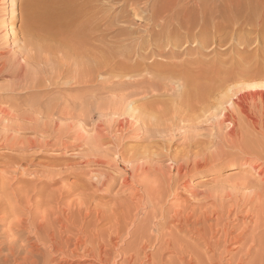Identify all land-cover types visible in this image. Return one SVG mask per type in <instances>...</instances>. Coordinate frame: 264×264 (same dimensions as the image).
Segmentation results:
<instances>
[{
    "label": "rangeland",
    "instance_id": "1",
    "mask_svg": "<svg viewBox=\"0 0 264 264\" xmlns=\"http://www.w3.org/2000/svg\"><path fill=\"white\" fill-rule=\"evenodd\" d=\"M181 1L183 2V0L179 1L181 5L185 3V2L182 3ZM212 1L213 0L207 1L209 2L207 3L208 7L209 4L210 7H212L211 4ZM230 1L231 0H227V2L225 3L228 5V7L225 6L227 8L232 7L234 5L232 8H229L231 9L229 10V12L233 10L235 11V8L237 7L240 8L239 10L241 13L238 14L239 11L238 9H236L238 12L236 11L233 12L234 14L237 13L238 15L236 16L234 15L235 16L234 17L227 11L228 10L227 8L223 7L224 10H222L223 11L222 17H225L223 19L225 22H223L222 17L217 16L218 14L220 15V13L217 14L215 13L214 15L216 16L213 18L212 21L209 22V24L210 25L212 24L213 26L209 25L208 27L209 31H207L206 35L204 36L198 35L197 37L195 38L193 37V39L191 38L188 41H185L187 39V34L184 33L185 31L183 30L181 36V39L183 40L181 43V47L178 49L179 56L173 58L174 60L166 59L162 56H154V57L147 56L141 58V61L146 64L151 63L153 60H157L159 63L173 62V61L183 62L188 64L189 66L191 65L192 68L193 66H195L193 68L195 71L196 70L198 71V69L200 71L201 70L208 71V74H210L208 77H211V80L210 78H208L209 81L208 80L206 81L204 80V81L208 82V84L210 83V85H212L214 88L216 86L215 89L214 88L212 89L213 91L209 96L210 99L202 95L201 96H199L198 94L195 95L194 93L193 97L188 98V100H185L183 98L186 89L185 86L186 82L184 81V79L181 81L180 80L171 81V83L172 82L174 83V84L172 83L174 86L171 85L169 81L168 83L169 87L166 86L167 90L164 89L165 88L164 87L163 88L164 91H161L159 93L151 92L152 94H147L144 92V91H150L148 90L150 87H148L147 82H145L142 85L131 84L128 82L129 79L124 77L121 73H117V74L104 73V72L101 73L94 87H91V85L88 83L87 85L82 83L81 84L65 83L64 85L63 81H61L63 84L60 82L61 84L60 83L55 84L57 85L55 86L53 85L54 83L46 81L45 82L46 85L44 84L46 87L44 85H41L39 86V88L36 86L34 88V86H32V83L35 82L34 81L35 79L32 77L28 79V83L24 85L25 87L21 86V84H19L20 86L19 85L17 86L16 82L19 81H17L16 77L13 76L14 73L12 74L11 70L8 69L10 68L8 63L9 61L11 62L13 58L12 55L15 56V53L20 49L19 43L14 41V39L16 40L17 38L20 37V33L17 32L13 34L8 32V27L6 26L7 24L4 23V19L5 17H7L6 20L7 19L8 21L11 20L10 15H6L10 10L8 4L10 3V0H0V115H1L0 116V207H5L7 205V207L10 208V206L14 204L13 202H16L14 205H16L17 207L19 205L22 206V207L19 206L18 208L20 209V211L19 210L17 211L18 216H21V214L23 213L24 217L23 216L21 217L25 218V216L27 217L28 215H30L29 212H32L35 215L33 219L35 220L39 219L38 221L42 220L44 213H47L46 211L49 210V212L46 214L47 216H50L51 218L53 217L55 218L56 216H58L55 219L56 220L55 223L57 222V220L59 222L55 224L56 225L55 229L57 228L56 229L57 232H59L60 234L62 230L63 231L64 229L65 231L68 230L67 233L63 232L62 235L60 234L61 236L59 235L61 239L63 238L65 239V237L68 238L69 237L68 234H70V237L71 235L76 234L74 238L73 237L71 238L73 239L79 238L78 237L79 235L83 238V240H87L86 243H88L87 244L88 246H91V244L96 246L95 244L96 243L99 244L101 241H102L101 245L103 247V250L104 248H107L109 246L108 247L109 251L111 250L112 253L111 252L109 253L108 248L107 250L105 249V251L109 253L108 257H110V262L104 264H129V262L126 260L130 257V255L132 256V254L134 255L129 259L133 260L135 263L133 262L131 264H137V263L141 264L142 261L143 264L146 263L151 264L152 261H154L151 260L152 258L156 260L154 264L156 263L178 264V261L179 264H202V263L203 264H218V263L219 264L220 263L221 264H230V263L231 264H264L263 261L264 260V250H263L264 249V240H263L264 216L262 219H258V216H260L264 212V184H263L264 159L261 158V156L259 158L258 157L255 158L252 155L248 156V154L243 153V148H242L243 142H242L241 128H240L241 127L240 115L238 113V106H237L238 100L236 98L237 95L233 94L234 93L233 92L234 90H232L233 87H231L232 85L235 84L237 85V83L239 82L241 84L242 80L239 78V76L241 75L240 73L242 72L243 69L242 67H244L242 65L245 61L244 59L246 60L248 59L250 62H253L254 60L258 61V59L262 61L260 55H256L254 53L255 51L258 50V52L263 54L264 51V33L260 34L258 32L259 26L261 29L264 28L263 24L261 23L263 21L259 20V18H262L264 16L263 15L264 0H245V2L247 3L245 4L244 2L243 5L241 6H239L238 3L234 0H232L233 2ZM179 3L178 6L180 5ZM216 4L217 2L213 4V8L215 7L214 10L217 9V6H215ZM23 6L26 7L27 5H23ZM182 7L184 6L182 5ZM182 7L179 10H178L179 7H177L176 8L177 12L184 9L181 12H179V15L180 14L182 15L183 13V15H185L186 17L187 16L186 14L188 13L185 12V9L187 10L188 7H186V5H185L186 8L185 7L182 8ZM241 7H243L242 9L243 11L241 10ZM245 7H247L250 14H247L249 12ZM252 9L255 11H253ZM244 11H245L244 13L245 15H242ZM225 12L228 13L226 16H225L226 14ZM118 13H119L118 10L112 11V16H115ZM240 14L241 16H239ZM228 15H231L229 16L230 18H228ZM237 16L239 17V20L238 23L236 22L235 24V22L233 21H236L238 19ZM216 17L217 19L219 18L218 21L221 20L224 23V25L222 24L221 21H220L221 23L219 22L218 24L217 19H215ZM231 17H233L232 20ZM134 19H135V24L131 25L134 26L133 29L134 30L136 29L137 31L143 30L144 27L143 25L147 21L144 20V18L141 17L139 18L137 16H134ZM214 19L216 20V22ZM227 19L229 21L231 20L232 22L231 21L227 22ZM213 21L215 22V24L217 23V25H215ZM19 24L20 22L17 21V24L15 25L18 26ZM196 28L195 30H199L198 27ZM133 34L139 36V34L140 35L142 34V31L141 33L134 31L131 36L135 37V35ZM16 35L19 37L15 38ZM203 37H207L209 39V44L201 47L199 44V40L200 38ZM246 39H250V40L248 43H245L244 45L243 40ZM247 51L251 53L248 55ZM4 62L6 65L4 64ZM259 63L262 64L261 62ZM42 65L43 64H41L40 62L33 61L30 62L29 69L33 70V68L36 67L35 68L36 70L33 71L34 75L42 76L43 71L41 70L42 69L46 70V68L43 67ZM231 66H233V68H231ZM37 72L42 75H39ZM227 73L229 74V76ZM148 74L145 75V78L147 80L150 79L151 77L150 74L149 75ZM112 75H116V77L114 76L112 77ZM101 77H103L104 79H102ZM232 77H236V78L238 77V79ZM231 78L232 80L235 79L233 80V84H232V80L230 81L224 80ZM125 79L128 80L125 81ZM31 80H33V82H31ZM212 80L214 84H212ZM215 83L219 85L217 86ZM222 83L223 85H221ZM229 87L231 88V90L228 91L230 92V95L227 92V90L230 89ZM138 88L140 89L138 90ZM225 92H227L228 94ZM223 93L225 94V96ZM125 94L127 97H125ZM124 97L126 100H123ZM113 98L114 100L112 101ZM53 99L54 101L55 100L56 101L54 102ZM216 99L217 100L219 99L218 102ZM86 100H87V104L84 103L86 102ZM105 101L107 102V104L105 103ZM151 101L152 102L160 101V108H156L158 109L156 110V114H151L155 117H152L150 115L151 110L147 111L144 108L145 107L144 105ZM211 101H214L212 102L213 104L211 103ZM38 102H40L41 104ZM46 102H48L49 104L51 103L52 105L55 103L56 105L51 106V108L53 107V109L49 108L50 109L49 111L48 107L51 104L48 105L46 104ZM121 102L124 103L122 104ZM113 103H115L114 106ZM125 103L127 105H125ZM98 104H101L99 105L100 107L98 106ZM41 105L42 106L45 105V107L42 108ZM87 106L90 107L87 108ZM131 106L133 107V110L129 112ZM37 108L38 110L42 109L41 110L42 112L38 111ZM46 108L47 110H45ZM209 108L211 109L208 110ZM102 109L103 111H101ZM136 109L139 112L142 111V115H144L143 113L145 114L148 113L149 116L148 114H146L145 118L144 116L141 117L140 115L141 112L140 113L136 112ZM84 110L85 111L88 110L89 111V112L87 111L88 114ZM107 110L109 112H107ZM218 110L221 111L219 112ZM3 111H5V114ZM61 112L63 113V115L61 114ZM49 113H51V115ZM78 113L82 116L79 117ZM126 113L128 114V116L124 115ZM23 114L25 117L23 116ZM65 115L67 116L69 115V117L73 116V118L71 117L69 118ZM132 115L134 116V118ZM113 116L117 119H115ZM121 116H124V118ZM137 116L139 120L137 119ZM82 117L84 119H82ZM125 117L127 118V120H125L126 119ZM152 118L154 119L157 118V119L153 120ZM86 119L88 120L87 122ZM17 120H19V122ZM53 120H55L56 122ZM11 121L14 123H12ZM138 121H142V122H138ZM16 123L18 124V126ZM21 123L23 124L25 123L24 125L27 126L24 125L22 126ZM81 123L83 126H81ZM4 126L7 128H5ZM151 133L154 135L150 136L152 135ZM159 133L161 134L159 135ZM157 134L160 137L159 136L157 137ZM144 135L150 137L145 138ZM96 137L99 139V141L98 139H96ZM147 147L149 148V150ZM111 148H113L114 150ZM145 150L147 151V154ZM152 150H154L155 152H152ZM92 153L94 157L92 156ZM111 153L113 155H111ZM151 156L153 157L151 158ZM234 157L236 159H234ZM249 157L252 159V161ZM153 158L156 159L154 160ZM195 164L198 166H195ZM181 167L183 168L181 169ZM242 181L244 184L241 183ZM32 187L34 188L32 189ZM57 188L58 190H56ZM59 192H61L62 194ZM153 192H156L157 194L161 192L162 195H161V200L159 202L156 201L152 203L151 199H149L150 194ZM100 194L101 196H99ZM9 199L11 201H9ZM135 199L137 200V202L138 200L140 202L138 204V207L136 206ZM156 203L158 204V207L156 206L157 205ZM160 203H161V207L159 206ZM80 206H81V213L83 212L81 214L82 219L81 218H79V220L77 219L76 220L77 223L76 222L72 223L71 221L70 223L68 222L70 224V226H68L70 228V232L68 227L67 228L64 227L60 230L58 226L61 227L62 225L61 223L67 220L66 219L68 217L66 216L67 211H68L67 215H70L71 217L73 213L77 211V209ZM128 206H133L131 211L132 214L131 212L128 213L132 215V216L129 215L128 217L129 219L132 218L133 222L124 219L125 220L124 223L126 221L127 223L123 224L121 222L123 221V215L120 216V214L126 213L128 211ZM7 207L4 208L6 211L7 209H9ZM30 207L32 208L33 211L31 210ZM52 207L54 209H57L56 211L54 210V212L56 213H53V210H51ZM258 207L259 208L262 207V208L259 209ZM4 209L2 208V210ZM27 209L28 211H26ZM72 209H74V211H71ZM133 209L136 211H133ZM213 209H214V214H213ZM152 210L157 211L156 214L155 212L152 214L153 212ZM178 210L181 212L180 214L182 215V217L185 216L183 218H186V215H188L187 218H190L191 221L188 222L183 221L182 223L183 225H181V223L177 220L175 214L176 211ZM63 211H65V213ZM161 211H162V215H160L161 213L159 214V212ZM26 212L28 213V215L26 214ZM87 213L89 214V216H85L88 215ZM116 213L117 214L119 213L118 214L119 216ZM153 215L155 216L153 217ZM208 215L210 217L213 215V217H211L206 221L205 216ZM146 216H149V218H147ZM220 216L221 218H219ZM13 217L15 216H11L8 219V221H10L11 218ZM83 217L85 218L88 217L86 219V222L84 221L85 219ZM198 217L201 218V222L197 221ZM144 219H146L147 222ZM61 220H63V222ZM94 222H96V224ZM104 223H106L107 225ZM111 223H113L114 225L120 223L119 225H117V227H120V225L122 224L120 227L121 229L123 226L125 225L127 226L123 227L124 230L120 229L123 233L120 232L121 235L119 234L118 236V234L115 233L116 229L114 225H112ZM75 224H78V226L80 225V228L83 229L82 231L85 234ZM83 224L84 227H82ZM143 225L146 227H144ZM4 227H6V225H0V231H2ZM71 227L73 228L71 229ZM92 227L93 228L95 227L94 228L95 231H93ZM98 227L99 228L103 227V228H101L100 230ZM112 227L114 228L112 229ZM149 227L150 229L148 230ZM89 230L93 231V233L95 232L94 233L95 235H93L92 232L87 233L89 232ZM28 232L26 231V235L28 234ZM54 232L56 231L54 230ZM73 232L76 233L73 234ZM78 232H80L81 234ZM97 232L99 233L102 232L103 236L105 235L106 238L110 237L115 239L110 240L108 238L104 242L105 237L104 238L100 237L98 240V238L94 237L96 236ZM90 234H92L93 236L92 235L89 236ZM167 234L169 235L166 236ZM29 235H31V237L33 236L32 238L35 239L34 233H31ZM55 235H56L55 241L59 242L61 239L58 240L59 237L57 233ZM113 235L115 237H113ZM142 235L143 237H141ZM90 237H92L91 239H93L92 240L93 242L95 241L94 242L95 244L92 241H91L92 243L89 241ZM140 237L143 239H141ZM123 239H125L126 241ZM137 240H138L137 246L140 245L139 247H141L140 253H136L137 251H140L138 249L139 247H134L136 246L135 242H137ZM215 241L219 243L216 244L217 242L215 243ZM109 243L110 244L112 243L111 244L112 246L109 245ZM254 243L255 245H253ZM38 244L40 247L44 248L45 250L46 249L51 250L50 244H45V243L43 244L42 242H39ZM133 247L135 248V250L137 248V250L135 251ZM136 254H139V259H138L139 262L136 259L137 257L135 258ZM53 255L54 254L50 255L49 257H54L55 259L56 256H60L59 258H56L58 260V261L56 260L57 264L58 262L61 263L62 261H64L62 262L63 264H68V263L93 264L97 262L95 259L92 258V256L89 257L85 256L84 258L83 257H72L67 259L64 258L65 260L64 259L62 260L61 255L58 254L57 255L55 254L54 256ZM173 256L175 258H172ZM133 257L135 258V260ZM211 257H213L212 260H210ZM180 258H183L185 261H181L182 259ZM205 258H207V260L210 261L207 263L203 262V261H207L205 260ZM59 259L61 262L59 261ZM114 259L116 260V263ZM56 261L53 260L52 264H54V262L56 263ZM189 261L192 263H190ZM96 264L99 263L97 262Z\"/></svg>",
    "mask_w": 264,
    "mask_h": 264
},
{
    "label": "bare ground",
    "instance_id": "2",
    "mask_svg": "<svg viewBox=\"0 0 264 264\" xmlns=\"http://www.w3.org/2000/svg\"><path fill=\"white\" fill-rule=\"evenodd\" d=\"M180 0H10L9 7L10 10L8 11V13L6 15H10V18L8 21V19L6 20L7 17H5L4 19V23L7 24L6 26L8 27V32L9 33H20V37L16 35L15 38H17L16 40L14 39L15 42L19 43V47L20 49L15 53V56H13L11 62L9 61V67L8 69L11 70L12 74L14 73V77H16L17 81L16 82L17 86L19 84H21V86H24L28 83V79L29 78H34L33 80L35 82H33V80H31L32 86H35L39 88V86L44 85L45 82H51L55 84H59L61 81H63L64 85L65 83H79V84H90L91 87L95 86V83L97 82V79L99 77V75L101 73H121L124 77L128 78V82L134 85H139V84H144L145 82L148 83V87H150L148 90L150 91H144L147 94H152L151 92H155V93H159L161 91H164V89H166V86H168V83L170 81H177V80H183L186 82V89H185V95H184V99L188 100V98H191L195 95L198 94L199 96H204L207 97L208 99L210 94L212 93V89L214 88L212 85H210V83L208 84V82H205L206 80H208V77L210 74H208V71H200L198 69V71L194 70L193 68L195 66H193V68L191 67V65L189 66L186 63L183 62H174L173 58L179 56V48L181 47V43L182 40L181 36H182V31L184 30L187 34V39L185 41H188L189 39H193V37H197L198 35L200 36H204L206 35L209 27V22L213 20V18L216 16L214 15L215 13H220V15L218 14V17H222L223 16V7L227 8L228 5L225 4L227 2V0H213L212 1V7L207 6V3L211 2H207L208 0H183L182 1V5L185 7H188V11L185 9V12H187L188 14H186L187 16L185 17V15L180 14L179 12H181L182 10H180L179 12H177V7L178 10L182 7V5L179 3ZM238 3L239 6L243 5V3L245 2V0H234ZM79 2V3H78ZM82 2V3H81ZM217 2V4L215 6H217V9L214 10L213 8V4H215ZM230 2H233L232 0ZM178 3L180 4L178 6ZM247 2H245L246 4ZM78 4V5H77ZM229 4V3H228ZM232 4V3H231ZM244 4V5H245ZM23 5H27L26 7H24ZM233 5V4H232ZM230 5V6H232ZM7 6V5H6ZM181 6V7H180ZM227 6V7H225ZM234 6V5H233ZM232 6V7H233ZM236 6V4H235ZM8 7V8H9ZM182 7V8H184ZM185 7V8H186ZM229 7V8H232ZM244 7V6H243ZM243 7H241V10L243 9ZM227 8L228 12L229 9ZM247 9V7H245ZM244 8V9H245ZM251 8V7H250ZM238 9V11L236 10ZM240 8H235V11L239 13ZM245 9V10H246ZM119 11L118 14H116L115 16H112V11ZM248 10V9H247ZM253 10V9H252ZM251 10V11H252ZM218 11V12H217ZM234 11V10H233ZM231 11L229 12L231 15H238L237 13L234 14V12ZM243 11V10H242ZM255 11V10H253ZM249 12V10H248ZM226 13V12H225ZM245 11L243 12L242 15L244 14ZM247 13V12H246ZM228 13L225 14V16ZM247 14H250L247 13ZM5 15V16H6ZM228 15V18H230ZM264 15V14H263ZM262 15V16H263ZM134 16L137 17H141L144 18V20H146L147 22H145V24L143 25V30L142 34L139 36L135 35V37L131 36L132 33L134 31L141 33V31H137L136 29L134 30L133 27L131 26L133 24H135V19ZM234 16V17H235ZM241 16V14L239 15ZM112 17V18H111ZM238 17V16H237ZM236 17V19H237ZM260 17V16H259ZM264 17V16H263ZM262 17V18H263ZM225 17H222V20ZM233 17H231L232 20ZM259 18V20L263 21L261 22L263 24L264 27V18ZM217 19V17L215 18ZM214 19V20H215ZM219 19V18H218ZM217 19V21H218ZM230 20V21H231ZM235 20V19H234ZM239 17L236 21H233L238 23ZM17 21L20 22V24L18 26H16L15 24H17ZM221 21V20H220ZM218 21L217 23L219 24ZM227 19V22H230ZM143 22V21H142ZM216 22V20H215ZM215 22L213 21V23L215 24ZM222 22V21H221ZM220 22V23H221ZM223 22H225L223 20ZM222 22V24L224 25V23ZM232 22V21H231ZM144 23V22H143ZM142 23V24H143ZM217 23L215 25H217ZM221 24V25H222ZM253 24V23H252ZM141 25V24H140ZM200 25V28H199ZM212 25V24H211ZM210 25V26H211ZM222 25V26H223ZM254 25V24H253ZM257 25V24H256ZM255 25V26H256ZM260 25V24H259ZM139 26V25H137ZM213 26V25H212ZM229 26V25H228ZM198 27L199 30H195V28ZM219 27V26H218ZM262 27V26H261ZM140 28V27H139ZM138 28V29H139ZM224 28V27H222ZM259 28V33L262 34L264 33V28L261 29L260 26ZM257 28V29H258ZM197 29V28H196ZM256 29V28H255ZM261 29V30H260ZM138 34V33H137ZM257 34V33H255ZM253 35V34H252ZM186 36V35H185ZM262 36V35H261ZM256 37V36H255ZM244 38V37H243ZM250 39H246L243 40L244 45L245 43H248ZM253 43V42H252ZM257 43V42H256ZM188 44V43H187ZM186 44V45H187ZM199 44L200 46H206L209 44V39L207 37H203L200 38L199 40ZM195 45V44H194ZM243 45V46H244ZM199 46V45H198ZM246 47V46H245ZM242 48V47H241ZM240 51V50H239ZM248 52V51H247ZM254 52V51H253ZM251 52H248V55ZM256 55H260V57L262 58V61L260 59L257 60H252L253 62H250L248 59H244V63L242 64L244 67H242V72L240 73L241 75L239 76V78L242 80L241 84L240 82L237 83V85H232L233 84V79L232 78H236V77H232L231 79H224L226 80H232V90H234L233 94H236V98L238 100L237 102V106H238V113L240 115V125H241V136H242V148H243V153L244 154H248L254 156L255 158H259L261 156V158L264 159V51L263 54L255 51ZM11 56V57H12ZM154 57V56H162L166 59H173V62H161L159 63L157 60H153L151 63H143L141 61L142 57ZM246 58V57H245ZM254 58V56H253ZM9 59V58H8ZM250 59V58H249ZM251 60V59H250ZM7 61V60H6ZM40 62L41 64H43L42 66L46 68V70L42 69L41 71L42 74H38L42 75V76H36L34 75V72L36 69L33 68L29 69V64L30 62ZM166 61V60H165ZM179 61V60H178ZM259 62H261L262 64H260ZM5 64V62H4ZM6 65V64H5ZM214 65V64H213ZM212 65V66H213ZM199 66V65H198ZM5 67V66H4ZM42 67V68H43ZM203 67V66H202ZM210 67V66H209ZM31 68V67H30ZM197 68V67H196ZM200 68V67H199ZM214 68V67H213ZM212 68V69H213ZM224 68V67H223ZM231 68H233V66H231ZM39 70V69H38ZM210 70V69H209ZM32 71V73H31ZM39 71V72H41ZM46 71V72H45ZM213 71V70H211ZM217 71V70H216ZM220 71V70H219ZM232 71V70H231ZM230 71V72H231ZM229 72V71H228ZM36 73V72H35ZM150 74V79H146L145 75L146 74ZM148 74V75H149ZM221 74V73H220ZM228 74V73H227ZM232 75V74H231ZM230 75V76H231ZM116 77V75H112V77ZM222 76V75H221ZM226 76V75H225ZM229 76V74H228ZM40 77V78H39ZM110 77V76H109ZM119 77V76H118ZM224 77V76H223ZM222 77V78H223ZM102 79H104L103 77H101ZM122 78V77H121ZM120 78V79H121ZM149 78V76H148ZM218 78V77H217ZM20 79V80H18ZM100 79V78H99ZM110 79V78H109ZM221 79V78H220ZM238 79V77L236 78ZM125 79V81H127ZM205 80V81H204ZM209 81V80H208ZM218 81V80H217ZM223 81V79H222ZM211 82V81H210ZM14 83V82H13ZM62 83V82H61ZM60 83V84H61ZM62 83V84H63ZM173 83V82H172ZM171 83V85H173ZM224 83V82H223ZM223 83L221 85H223ZM231 83V82H230ZM31 84V83H30ZM50 84V83H49ZM130 84V85H131ZM212 84L213 80H212ZM216 84V83H215ZM240 84V85H239ZM46 85V84H45ZM44 85V86H45ZM52 85V86H53ZM170 85V86H171ZM217 85V84H216ZM219 85V84H218ZM217 85V86H218ZM228 85V84H227ZM20 86V85H19ZM31 86V87H32ZM57 86V85H55ZM61 86V85H60ZM174 86V85H173ZM215 86V85H214ZM235 86V87H234ZM25 87V86H24ZM46 87V86H45ZM44 87V88H45ZM169 87V86H168ZM177 87V86H175ZM220 87V86H219ZM218 87V88H219ZM228 87V86H227ZM10 88V87H9ZM12 88V87H11ZM15 88V86H14ZM33 88V89H34ZM41 88V87H40ZM216 88V86H215ZM214 88V89H215ZM223 88V87H221ZM230 88V87H229ZM53 89V88H52ZM140 88H138L139 90ZM228 89V88H227ZM226 89V90H227ZM42 90V89H41ZM134 90V89H133ZM131 90V91H133ZM136 90V89H135ZM167 90V89H166ZM230 89L227 90L230 91ZM35 91V90H34ZM130 91V92H131ZM215 91V90H214ZM38 92V91H37ZM83 92V91H82ZM129 92V93H130ZM225 92V93H227ZM128 93V94H129ZM171 93V92H170ZM183 93V92H182ZM230 95V92H228ZM227 93V94H228ZM133 94V93H132ZM224 94V93H223ZM232 94V93H231ZM232 94V95H233ZM135 95V94H134ZM137 95V94H136ZM155 95V94H154ZM176 95V94H175ZM222 95V94H221ZM139 96V94H138ZM174 96V95H173ZM223 96V95H222ZM225 96V94H224ZM228 96V95H227ZM234 96V95H233ZM123 97V96H122ZM125 97L126 94H125ZM124 97L123 100H126ZM137 97V96H136ZM221 97V96H220ZM231 97V96H230ZM54 98V97H53ZM121 98V97H120ZM119 98V99H120ZM134 98V97H133ZM132 98V100H133ZM138 98V97H137ZM144 98V97H143ZM206 98V99H207ZM213 98V97H212ZM222 98V97H221ZM233 98V97H232ZM67 99V98H66ZM90 99V98H89ZM93 99V98H92ZM116 99V98H115ZM152 99V98H151ZM165 99V98H164ZM214 99V98H213ZM235 99V97H234ZM78 100V99H77ZM76 100V101H77ZM95 100V99H94ZM114 100V98L112 99V101ZM117 100V99H116ZM128 100V99H127ZM139 100V99H138ZM217 100V99H216ZM219 100V99H218ZM217 100V102H218ZM228 100V99H225ZM52 101V100H50ZM54 101V99H53ZM56 101V100H55ZM54 101V102H55ZM59 101V100H58ZM61 101V100H60ZM74 101V102H76ZM79 101V100H78ZM91 101V100H90ZM111 101V100H110ZM121 101V100H120ZM130 101V99H129ZM154 101V100H153ZM49 102V101H48ZM48 102H46V104L50 105ZM115 102V101H114ZM189 102V101H188ZM214 101H211V103ZM216 102V101H215ZM224 102V101H223ZM232 102V101H231ZM40 103V102H38ZM37 103V104H38ZM85 104H87V100L86 102H84ZM89 103V102H88ZM105 103L107 104V102L105 101ZM109 103V102H108ZM122 103V102H121ZM124 103V102H123ZM122 103V104H123ZM127 103V101H126ZM125 103V105H127ZM35 104V103H34ZM36 104V105H37ZM41 104V103H40ZM44 104V103H43ZM45 104V105H46ZM72 104V103H71ZM77 104V103H76ZM81 104V103H79ZM115 103H113L114 106ZM130 104V103H129ZM213 104V103H212ZM216 104V103H215ZM230 104V103H229ZM39 105V104H38ZM37 105V106H38ZM42 106L43 107H45ZM53 105H56L55 103ZM52 104L48 107L51 108V106H53ZM101 104H98V106ZM119 105V104H118ZM115 105V106H118ZM231 105V104H230ZM32 106V105H31ZM30 106V107H31ZM59 106V105H58ZM73 106V105H72ZM106 106V105H105ZM145 109L147 111L151 110V114H156V108H160V101H155V102H149L147 104L144 105ZM215 106V105H214ZM220 106V105H219ZM33 107V106H32ZM31 107V108H32ZM39 107V106H38ZM75 107V106H74ZM73 107V108H74ZM82 107V106H80ZM86 107V106H85ZM90 107V106H89ZM87 106V108H89ZM100 107V106H99ZM102 107V106H101ZM104 107V106H103ZM208 107V105H207ZM206 107V108H207ZM211 107V106H210ZM224 107V106H223ZM232 107V106H231ZM57 108V107H56ZM107 108V107H106ZM36 109V106H35ZM33 109V110H35ZM53 109V107L51 108ZM55 109V107H54ZM76 109V108H75ZM91 109V108H90ZM109 109V106H108ZM135 109V108H134ZM211 108H209L208 110H210ZM6 110V108H5ZM32 110V111H33ZM38 110V108H37ZM36 110V111H37ZM42 110V109H41ZM38 110V111H41ZM47 110V108L45 109ZM71 110V109H70ZM100 110V109H99ZM98 110V112H99ZM115 110V109H114ZM117 110V108H116ZM124 110V109H123ZM127 110V109H126ZM133 110V107L131 106V109L129 112H131ZM206 110V109H204ZM207 110V111H208ZM225 110V109H224ZM20 111V110H19ZM27 111V110H26ZM35 111V112H36ZM50 111V109H49ZM85 111V110H84ZM88 111V110H87ZM87 111H85L87 113ZM103 111V109L101 110ZM106 111V110H105ZM206 111V112H207ZM219 111V110H218ZM221 111V110H220ZM219 111V112H220ZM5 114V111H3ZM8 112V111H6ZM15 112V111H14ZM28 112V111H27ZM42 112V111H41ZM59 112V110H58ZM63 112V111H62ZM61 112V114L63 115V113ZM70 112V111H69ZM89 112V111H88ZM107 112H109L107 110ZM126 112V111H125ZM124 112V113H125ZM136 112L137 111L136 109ZM141 112V117L144 116V118L146 117L145 115L148 113H143L144 115H142V111ZM139 112V113H140ZM210 112V111H209ZM208 112V114H209ZM214 112V111H213ZM16 113V112H15ZM12 113V114H15ZM21 113V112H20ZM38 113V112H37ZM45 113V112H44ZM71 113V112H70ZM82 113V111H81ZM101 113V112H100ZM99 113V114H100ZM104 113V112H102ZM115 113V112H114ZM204 113V112H203ZM2 114V113H1ZM11 114V113H10ZM47 114V113H46ZM51 115V113H49ZM48 114V115H49ZM79 114V113H78ZM85 114V113H84ZM88 114V113H87ZM123 114V112H122ZM131 114V113H130ZM136 114V113H135ZM134 114V115H135ZM211 114V113H210ZM213 114V113H212ZM219 114V113H218ZM7 115V114H6ZM20 115V114H19ZM49 115V116H50ZM121 115V113H120ZM127 115L128 114H124ZM139 115V114H137ZM216 115V114H215ZM1 116V115H0ZM11 116V115H10ZM22 116V115H21ZM24 116V114H23ZM29 116V115H27ZM26 116V117H27ZM67 116V115H65ZM77 116V115H76ZM79 117L82 115H78ZM103 116V115H102ZM101 116V117H102ZM115 116V115H114ZM113 116V117H114ZM133 116V115H132ZM149 116V114H148ZM147 116V117H148ZM152 117H155L153 115H151ZM157 116V115H156ZM25 117V116H24ZM34 117V116H33ZM32 117V118H33ZM61 117V116H59ZM69 117V115L67 116ZM66 117V118H67ZM71 117V116H70ZM69 117V118H70ZM88 117V116H87ZM120 117V116H119ZM124 118V116H121ZM140 117V116H139ZM13 118V117H12ZM56 118V117H55ZM73 118V116L71 117ZM115 118V117H114ZM112 118V119H114ZM126 118V117H125ZM132 118V117H131ZM134 118V116H133ZM210 118V117H209ZM239 118V117H238ZM2 119V117H1ZM11 119V118H10ZM17 119V118H16ZM15 119V120H16ZM37 119V118H36ZM82 119H84L82 117ZM88 119V118H87ZM86 119V122L88 121ZM92 119V118H91ZM110 119V118H109ZM117 119V118H115ZM138 119V116H137ZM136 119V120H137ZM151 119V118H150ZM153 120L157 119V118H152ZM13 120V119H12ZM25 120V119H24ZM56 120V119H55ZM53 120V121H55ZM124 120V119H123ZM127 120V118L125 119ZM139 120V119H138ZM142 120V119H141ZM5 121V120H3ZM19 122V120H17ZM34 121V120H33ZM32 121V122H33ZM67 121V120H66ZM70 121V120H69ZM68 121V122H69ZM73 121V120H72ZM79 121V120H77ZM83 121V120H82ZM116 121V120H115ZM144 121V120H143ZM151 121V120H150ZM8 122V121H6ZM12 122V121H11ZM16 122V121H15ZM31 122V121H29ZM28 122V123H29ZM56 122V121H55ZM71 122V121H70ZM76 122V121H75ZM109 122V121H108ZM119 122V121H118ZM138 122H142V121H138ZM146 122V121H145ZM148 122V121H147ZM170 122V121H169ZM14 123V122H12ZM80 123V122H79ZM122 123V121H121ZM132 123V121H131ZM134 123V122H133ZM219 123V122H218ZM5 124V123H4ZM17 124V123H16ZM22 126L25 124L21 123ZM20 124V125H21ZM35 124V123H33ZM56 124V123H55ZM61 124V123H60ZM66 124V122H65ZM113 124V123H112ZM126 124V123H125ZM167 124V123H166ZM9 125V124H8ZM47 125V124H46ZM76 125V124H75ZM123 125V124H122ZM233 125V124H232ZM18 126V124H17ZM27 126V125H24ZM61 126V125H60ZM68 126V124H67ZM81 126L82 123H81ZM168 126V125H167ZM237 126V125H236ZM5 127V126H4ZM3 127V128H4ZM15 127V126H14ZM20 127V126H19ZM55 127V126H54ZM53 127V128H54ZM62 127V126H61ZM143 127V126H142ZM162 127V126H161ZM7 128V127H5ZM12 128V127H11ZM76 128V127H75ZM80 128V127H79ZM96 128V127H95ZM94 128V129H95ZM123 128V127H122ZM152 128V127H151ZM14 129V128H13ZM20 129V128H19ZM143 129V128H142ZM179 129V128H178ZM5 130V129H4ZM10 130V129H9ZM22 130V128H21ZM53 130V129H52ZM96 130V129H95ZM148 130V129H147ZM155 130V129H154ZM171 130V129H170ZM173 130V128H172ZM141 131V130H140ZM4 132V131H2ZM62 132V131H61ZM158 132V131H157ZM173 132V131H172ZM181 132V131H180ZM8 133V132H7ZM66 133V132H65ZM143 133V132H142ZM166 133V132H165ZM164 133V135H165ZM182 133V132H181ZM111 134V133H110ZM150 134V133H149ZM152 134V133H151ZM161 133H159L160 135ZM8 135V134H7ZM109 135V134H108ZM154 134L150 135L153 136ZM157 134V137L159 136ZM170 135V134H169ZM54 136V135H53ZM92 136V135H91ZM97 136V135H96ZM112 136V135H111ZM135 136V135H134ZM145 136V135H144ZM148 136V137H150ZM168 136V134H167ZM175 136V135H174ZM182 136V135H181ZM147 136H145L146 138ZM147 137V138H148ZM160 137V136H159ZM163 137V134H162ZM161 137V138H162ZM165 137V136H164ZM170 137V136H169ZM50 138V137H49ZM63 138V137H62ZM167 138V137H166ZM48 139V138H47ZM53 139V138H52ZM58 139V138H56ZM96 139H98L96 137ZM101 139V138H100ZM156 139V138H155ZM165 139V138H164ZM107 140V139H106ZM113 140V139H112ZM151 140V139H150ZM49 141V140H48ZM99 141V139H98ZM121 141V140H119ZM173 141V140H172ZM171 141V142H172ZM176 141V140H175ZM89 142V141H88ZM140 142V141H139ZM241 142V141H240ZM169 143V142H168ZM90 144V143H89ZM164 144V143H163ZM92 145V144H91ZM113 145V144H110ZM151 145V144H150ZM171 145V144H170ZM226 145V144H225ZM60 146V145H59ZM94 146V145H93ZM96 146V145H95ZM166 146V145H165ZM24 147V146H23ZM22 147V148H23ZM113 147V146H112ZM117 147V146H116ZM150 147V146H149ZM152 147V146H151ZM21 148V147H19ZM93 148V147H92ZM139 148V147H138ZM148 148V147H147ZM162 148V147H161ZM25 149V148H24ZM107 149V148H106ZM113 149V148H111ZM110 149V151H111ZM157 149V147H156ZM94 150V149H93ZM92 150V151H93ZM114 150V149H113ZM117 150V149H115ZM147 150V149H146ZM145 150L146 154L147 151ZM149 150V148H148ZM151 150V149H150ZM155 150V149H154ZM154 150H152V152H155ZM173 150V149H172ZM184 150V149H183ZM100 151V150H99ZM105 151V150H103ZM170 151V150H169ZM232 151V150H231ZM91 152V151H90ZM144 152V151H142ZM98 153V152H97ZM103 153V152H100ZM110 153V152H109ZM181 153V152H180ZM185 153V152H184ZM105 154V153H104ZM107 154V153H106ZM120 154V153H118ZM91 155V154H90ZM111 155H113L111 153ZM116 155V154H115ZM139 155V154H138ZM150 155V154H149ZM230 155V154H229ZM228 155V156H229ZM93 156V153H92ZM141 156V155H140ZM144 156V154H143ZM147 156V155H146ZM203 156V155H202ZM94 157V156H93ZM153 156H151L152 158ZM156 157V156H155ZM165 157V156H164ZM233 157V156H231ZM230 157V158H231ZM92 158V157H91ZM90 158V159H91ZM99 158V157H98ZM229 158V157H227ZM250 158V157H249ZM107 159V158H106ZM115 159V158H114ZM112 159V160H114ZM154 159V158H153ZM156 159V158H155ZM154 159V160H155ZM158 159V158H157ZM234 159H236L234 157ZM246 159V158H245ZM251 159V158H250ZM110 160V159H108ZM148 160V159H147ZM159 160V159H158ZM161 160V159H160ZM206 160V159H205ZM231 160V159H230ZM120 161V160H119ZM132 161V160H131ZM130 161V162H131ZM227 161V160H226ZM234 161V160H233ZM252 161V159H251ZM157 162V161H156ZM172 162V161H171ZM229 162V161H228ZM10 163V162H9ZM170 163V162H169ZM224 163V162H223ZM245 163V162H244ZM131 164V163H130ZM145 164V163H144ZM152 165V164H151ZM171 165V164H170ZM252 165V164H250ZM9 166V165H8ZM188 166V165H187ZM195 166H198L195 164ZM194 166V167H195ZM222 166V165H221ZM246 166V165H245ZM5 167V166H4ZM137 167V166H136ZM153 167V166H151ZM213 167V166H212ZM254 167V166H253ZM14 168V167H13ZM18 168V167H16ZM134 168V167H133ZM183 167H181L182 169ZM188 168V167H187ZM199 168V167H197ZM208 168V167H207ZM4 169V168H3ZM155 169V168H154ZM173 169V168H172ZM180 169V170H181ZM6 170V168H5ZM161 170V169H160ZM191 170V169H190ZM199 170V169H198ZM197 170V171H198ZM260 170V169H259ZM258 170V171H259ZM124 171V170H123ZM156 171V170H155ZM207 171V170H206ZM261 171V170H260ZM11 172V171H10ZM17 172V171H15ZM150 172V171H149ZM255 172V171H254ZM172 173V172H171ZM188 173V172H187ZM7 174V173H6ZM128 174V173H127ZM156 174V173H155ZM94 175V174H93ZM131 175V174H130ZM149 175V174H148ZM152 175V174H151ZM258 175V174H257ZM13 176V175H12ZM97 176V175H96ZM169 176V175H168ZM264 176V175H263ZM127 177V176H126ZM140 177V174H139ZM9 178V177H8ZM12 178V177H11ZM15 178V177H14ZM97 178V177H96ZM158 178V177H157ZM156 178V179H157ZM242 178V177H241ZM185 179V178H184ZM264 179V178H263ZM91 180V179H90ZM139 180V179H138ZM179 180V179H178ZM31 181V180H30ZM125 181V180H123ZM141 181V180H140ZM237 181V180H236ZM239 181V180H238ZM263 181V180H262ZM9 182V181H8ZM116 182V181H115ZM252 182V181H251ZM127 183V182H126ZM136 183V182H135ZM141 183V182H140ZM242 184L243 181L241 182ZM262 183V182H261ZM92 184V183H91ZM90 184V185H91ZM94 184V183H93ZM116 184V183H115ZM130 184V183H129ZM232 184V183H231ZM256 184V183H254ZM264 184V183H263ZM89 185V184H87ZM101 185V184H100ZM166 185V184H165ZM238 185V184H237ZM8 186V185H7ZM80 186V185H79ZM95 186V185H94ZM168 186V185H167ZM244 186V185H243ZM9 187V186H8ZM92 187V186H91ZM159 187V186H158ZM34 187H32L33 189ZM84 188V187H83ZM98 188V187H97ZM101 188V187H100ZM154 188V187H153ZM173 188V187H172ZM177 188V187H176ZM245 188V187H244ZM69 189V188H68ZM90 189V188H89ZM162 189V188H161ZM256 189V188H254ZM260 189V188H259ZM58 190V188L56 189ZM55 190V191H56ZM66 190V189H65ZM94 190V189H93ZM99 190V189H98ZM106 190V189H105ZM159 190V189H158ZM176 190V189H175ZM241 190V189H240ZM258 190V189H257ZM7 191V190H6ZM54 191V189H53ZM60 191V190H59ZM92 191V189H91ZM156 191V190H155ZM236 191V190H235ZM247 191V189H246ZM35 192V191H34ZM99 192V191H98ZM174 192V191H172ZM176 192V191H175ZM218 192V191H217ZM240 192V191H239ZM259 192V191H258ZM8 193V192H7ZM30 193V192H29ZM36 193V192H35ZM61 193V192H59ZM68 193V192H67ZM159 193V192H158ZM232 193V192H231ZM2 194V193H1ZM52 194V193H51ZM57 194V193H56ZM62 194V193H61ZM103 194V193H102ZM137 194V193H136ZM144 194V193H143ZM223 194V193H222ZM92 195V194H91ZM96 195V194H95ZM161 192L159 194H157L156 192H153L150 194V198L151 202H156V201H160L161 200ZM53 196V195H52ZM61 196V195H60ZM78 196V195H77ZM82 196V195H81ZM101 196V194L99 195ZM106 196V195H105ZM174 196V195H173ZM254 196V195H253ZM7 197V196H5ZM27 197V196H26ZM90 197V196H89ZM107 197V196H106ZM165 197V196H164ZM234 197V196H233ZM3 198V197H2ZM9 198V197H8ZM50 198V197H49ZM48 198V199H49ZM84 198V197H83ZM141 198V197H140ZM74 199V198H73ZM87 199V197H86ZM112 199V198H110ZM114 199V198H113ZM139 199V198H138ZM228 199V198H227ZM8 200V199H7ZM79 200V199H78ZM102 200V199H101ZM136 200V199H135ZM207 200V199H206ZM9 201H11L9 199ZM8 201V203H9ZM28 201V200H27ZM38 201V200H37ZM88 201V200H87ZM141 201V200H140ZM168 201V200H167ZM19 202V201H18ZM17 202V203H18ZM86 202V201H84ZM103 202V201H102ZM157 202V203H158ZM166 202V201H165ZM215 202V201H214ZM7 203V202H6ZM14 204L16 202H13ZM48 203V202H47ZM46 203V205H47ZM54 203V202H53ZM61 203V202H60ZM91 203V202H90ZM139 200L137 202L136 200V206L138 207L139 204ZM145 203V202H144ZM147 203V202H146ZM156 203V204H157ZM172 203V202H171ZM12 204V203H11ZM9 205V207H7V205L5 207L9 208L7 209V211L4 209L5 207H0V225H6V227H4L2 229V231H0V264H52L53 260L56 261V258H59L60 256H56L55 259L54 257H49L52 254H58L61 255V259L63 260L64 258H72V257H85V256H92L93 259H95L99 264H104V263H109L110 262V257L109 253L111 252V250L109 251V246L106 247L108 248L109 253H107L105 251V249L107 250V248H104L101 245L102 241L99 244H95L91 239L92 237H90L89 241L93 242L96 246L92 245L88 246L86 243L87 240H83V238L81 236L78 235L79 238L73 239L76 236V232H73V234L75 235H71L68 234V238L65 237V239H61L60 236L64 233H67V231L62 230V232L59 234V232H57V228L55 229V219L58 217L56 216L55 218H51L50 216H47L46 214L49 212V210H47V213H44L42 220L38 221L33 219L34 218V214L32 212H29L30 215H28V213L26 212V214L28 215L27 217L25 216V218H23L24 214L22 213L21 216H18V210L20 211L19 206L17 207L16 205ZM20 204V203H19ZM22 204V203H21ZM62 204V203H61ZM74 204V203H73ZM84 204V203H83ZM86 204V203H85ZM88 204V203H87ZM112 204V203H111ZM133 204V203H132ZM159 204V203H158ZM158 204L156 205L158 207ZM182 204V203H181ZM192 204V203H191ZM245 204V203H244ZM243 204V205H244ZM18 205V204H17ZM59 205V204H58ZM81 205V204H80ZM147 205V204H146ZM163 205V204H162ZM2 206V205H1ZM83 206V205H82ZM103 206V205H102ZM108 206V205H107ZM161 207V203L159 205ZM22 207V206H20ZM32 207V206H31ZM30 207V208H31ZM59 207V206H58ZM76 207V206H75ZM84 207V206H83ZM101 207V206H100ZM112 207V206H111ZM132 207L133 206H128V211L126 213H122L120 214L123 215V221H121L123 224L127 223V221L124 223V219L133 222V219L130 220L129 219V212L132 211ZM141 207V206H140ZM145 207V206H144ZM180 207V206H179ZM198 207V206H196ZM206 207V206H205ZM222 207V206H221ZM2 208L4 210H2ZM28 208V207H26ZM53 208V207H52ZM53 213L54 210L56 211L57 209H52ZM69 208V207H68ZM71 208V207H70ZM89 208V207H88ZM113 208V207H112ZM136 208V207H135ZM134 208V209H135ZM164 208V207H163ZM183 208V207H182ZM259 208V207H258ZM262 208V207H260ZM259 208V209H260ZM24 209V208H23ZM87 209V208H86ZM118 209V207H117ZM133 211H136L134 210ZM137 209V208H136ZM147 209V208H146ZM145 209V210H146ZM152 209V208H150ZM154 209V208H153ZM161 209V208H160ZM25 210V209H24ZM32 210V208H31ZM50 210V211H51ZM64 210V208H63ZM76 210V209H75ZM90 210V209H89ZM92 210V209H91ZM120 210V208H119ZM205 210V209H204ZM28 211V209L26 210ZM33 211V210H32ZM66 211V210H65ZM65 211H63L65 213ZM71 211H74V209H72ZM100 211V209H99ZM139 211V210H138ZM152 214L157 211L152 210ZM221 211V210H220ZM25 212V211H24ZM62 212V211H61ZM70 212V211H69ZM121 212V211H120ZM151 212V211H150ZM185 212V211H184ZM261 212V211H260ZM59 213V212H57ZM83 213V212H82ZM81 206L77 209V211H75L73 213V215L70 217V215L68 214V211L66 213V216H68L64 222L63 220H61L63 223H61V227L58 226V228H60V230L64 227H68L70 226V221L72 223L76 222V220L79 218H81ZM161 213V214H160ZM165 213V212H164ZM181 212L178 210L176 211V217L177 220L181 223V225H183V221L184 222H188L191 221L190 218H187L188 215H186V218H183L185 216L182 217V215L180 214ZM206 213V212H205ZM208 213V212H207ZM211 213V212H210ZM230 213V212H229ZM258 213V212H257ZM20 214V213H19ZM88 214V213H87ZM103 214V213H102ZM101 214V215H102ZM117 214V213H116ZM119 214V213H118ZM117 214V215H118ZM132 214V212H131ZM135 214V212H134ZM149 214V213H148ZM160 215H162V211L159 212ZM173 214V213H172ZM213 214H214V209H213ZM242 214V213H241ZM248 214V212H247ZM146 215V214H145ZM191 215V214H190ZM189 215V216H190ZM206 215V214H205ZM243 215V214H242ZM254 215V214H253ZM260 215V214H258ZM257 215V216H258ZM11 216H15L13 218H11L10 221H8V219ZM85 216H89L85 215ZM119 216V215H118ZM132 216V215H130ZM155 215H153L154 217ZM175 216V215H174ZM209 216V215H208ZM208 216H205L206 221L208 219H210L211 217H213V215L209 218ZM264 216V212L258 216V219H262ZM114 217V216H113ZM134 217V216H133ZM147 218H149V216H146ZM145 217V218H146ZM152 217V216H151ZM157 217V216H156ZM155 217V218H156ZM172 217V216H171ZM62 218V217H61ZM86 222V219L88 217H83ZM97 218V217H96ZM99 218V216H98ZM135 218V217H134ZM165 218V217H164ZM198 217V222H201V218ZM221 218V216L219 217ZM224 218V217H223ZM237 218V217H236ZM235 218V219H236ZM13 219V220H12ZM60 219V218H59ZM82 219V218H81ZM90 219V218H89ZM105 219V218H104ZM110 219V218H109ZM152 219V218H151ZM158 219V218H157ZM187 219V220H186ZM203 219V218H202ZM215 219V218H214ZM252 219V218H250ZM103 220V219H102ZM117 220V219H114ZM146 221V219H144ZM176 220V218H175ZM204 220V219H203ZM82 221V222H84ZM90 221V220H89ZM110 221V220H109ZM112 221V220H111ZM119 221V220H118ZM135 221V220H134ZM144 221V222H145ZM264 221V220H263ZM69 222V223H68ZM81 222V223H82ZM97 222V221H96ZM96 222H94L96 224ZM114 222V221H113ZM143 222V223H144ZM147 222V221H146ZM177 222V221H176ZM249 222V221H248ZM59 223V222H58ZM77 223V222H76ZM79 223V222H78ZM116 223V222H115ZM154 223V222H153ZM191 223V222H190ZM195 223V222H194ZM245 223V222H244ZM69 224V225H68ZM94 224V225H95ZM106 224V223H104ZM103 224V225H104ZM112 225H114L113 223H111ZM120 224V223H119ZM117 224V225H119ZM137 224V223H135ZM152 224V223H151ZM234 224V223H233ZM232 224V225H233ZM249 224V223H248ZM76 226H78V224H75ZM88 225V224H87ZM99 225V224H98ZM102 225V224H100ZM107 225V224H106ZM117 225L115 224L114 227L116 229V232L119 236L120 232H122L121 230L127 226H123L122 229L120 227H117ZM142 225V224H141ZM145 225V224H144ZM143 225V226H144ZM202 225V224H201ZM207 225V224H206ZM111 226V225H110ZM262 226V225H261ZM80 228V225L78 226ZM84 227V224L83 226ZM86 227V226H85ZM96 227V226H95ZM94 227V228H95ZM112 227V229L114 228ZM130 227V226H129ZM132 227V226H131ZM146 227V226H144ZM182 227V226H181ZM180 227V228H181ZM187 227V226H186ZM220 227V226H219ZM225 227V226H224ZM245 227V226H244ZM73 227H71L72 229ZM75 228V227H74ZM77 228V227H76ZM88 228V227H87ZM94 228L92 227L93 231ZM99 228V227H98ZM103 228V227H101ZM101 228H99L101 230ZM165 228V227H164ZM172 228V227H171ZM246 228V227H245ZM69 232H70V228L68 227ZM91 229V230H92ZM111 229V228H109ZM121 229V230H120ZM146 229V228H145ZM143 229V230H145ZM150 229V227L148 228V230ZM177 229V228H176ZM25 230V231H24ZM54 230L56 232H54ZM77 230V229H76ZM80 230L82 231L83 229L80 228ZM89 230L90 233L93 231ZM97 230V229H96ZM99 230V231H100ZM137 230V229H136ZM166 230V229H165ZM200 230V229H199ZM26 231L28 232V234L26 235ZM59 231V230H58ZM74 231V230H73ZM79 231V230H78ZM98 231V230H97ZM104 231V230H103ZM108 231V230H107ZM139 231V230H138ZM158 231V230H157ZM25 232V233H23ZM83 232V231H82ZM106 232V231H105ZM209 232V231H208ZM217 232V231H216ZM223 232V231H222ZM221 232V233H222ZM246 232V231H245ZM31 233H34V237L35 239H33L31 237ZM58 234V240L61 239L59 242L55 241L56 235ZM80 233V232H78ZM77 233V234H78ZM84 233V232H83ZM82 233V235H83ZM95 233V232H94ZM93 233V235H95ZM123 233V232H122ZM160 233V232H159ZM215 233V232H214ZM228 233V232H227ZM25 234V235H24ZM81 234V233H80ZM85 234V233H84ZM241 234V233H240ZM243 234V233H242ZM60 235V236H59ZM92 234H90L89 236H91ZM92 235V236H93ZM121 235V234H120ZM148 235V233H147ZM169 234H167L166 236H168ZM110 236V235H109ZM126 236V235H125ZM124 236V237H125ZM192 236V235H191ZM215 236V235H214ZM227 236V235H226ZM264 236V235H263ZM96 238L105 237L104 242L106 241V239H113V238H106V236L102 234V232H97L96 236H94ZM113 237H115L113 235ZM129 237V236H128ZM143 237V235L141 236ZM140 237V238H141ZM199 237V236H198ZM212 237V236H211ZM228 237V236H227ZM86 238V236H85ZM84 238V239H85ZM89 238V237H87ZM168 238V237H167ZM176 238V237H175ZM221 238V237H220ZM226 238V237H225ZM239 238V236H238ZM115 239V238H114ZM113 239V240H114ZM121 239V238H120ZM132 239V237H131ZM143 239V238H141ZM140 239V240H141ZM147 239V238H146ZM166 239V238H165ZM183 239V238H182ZM227 239V238H226ZM236 239V238H234ZM95 240V239H94ZM125 240V239H123ZM159 240V239H158ZM157 240V241H158ZM193 240V239H192ZM208 240V239H207ZM212 240V239H211ZM264 240V239H263ZM109 241V240H108ZM107 241V243H108ZM126 241V240H125ZM136 241V240H135ZM170 241V240H169ZM39 242H42L43 244H50V249H44L42 247L39 246ZM91 242V243H92ZM119 242V241H118ZM165 242V241H164ZM180 242V241H179ZM182 242V241H181ZM188 242V241H187ZM210 242V241H209ZM208 242V243H209ZM217 241H215L216 243ZM226 242V241H225ZM113 243V242H112ZM111 243V244H112ZM117 243V241H116ZM133 243V241H132ZM142 243V242H141ZM157 243V242H156ZM190 243V242H189ZM219 242H217L216 244H218ZM229 243V242H228ZM106 244V243H104ZM109 243V245H111ZM136 246L134 247H139L138 245V240L137 242H135ZM149 244V243H148ZM214 244V245H216ZM90 245V243H89ZM122 245V244H121ZM144 245V244H143ZM187 245V244H186ZM208 245V244H207ZM240 245V244H239ZM245 245V244H244ZM250 245V244H249ZM255 245V243L253 244ZM48 246V245H47ZM104 246V245H103ZM112 246V245H111ZM147 246V245H146ZM218 246V245H216ZM233 246V245H232ZM133 247V248H134ZM158 247V246H157ZM160 247V246H159ZM184 247V245H183ZM187 247V246H186ZM185 247V248H186ZM189 247V246H188ZM197 247V246H196ZM209 247V246H208ZM250 247V246H249ZM46 248V247H45ZM121 248V247H120ZM132 248V249H133ZM141 247H139L138 249L140 251H137L136 253H140L141 252ZM147 248V247H146ZM149 248V246H148ZM154 248V246H153ZM217 248V247H215ZM237 248V247H236ZM116 249V248H115ZM119 249V248H118ZM228 249V248H227ZM48 250V251H47ZM135 250V248H134ZM137 250V248H136ZM135 250V251H136ZM144 250V249H143ZM177 250V249H176ZM199 250V249H198ZM201 250V249H200ZM264 250V249H263ZM126 251V250H125ZM179 251V250H178ZM181 251V250H180ZM230 251V250H229ZM197 252V251H196ZM112 253V252H111ZM124 253V252H123ZM159 253V252H158ZM126 254V253H125ZM176 254V253H175ZM190 254V253H189ZM244 254V253H243ZM53 255V256H54ZM121 255V254H120ZM134 254H132L133 256ZM145 255V254H144ZM173 255V254H172ZM184 255V254H183ZM182 255V257H183ZM205 255V254H204ZM201 255V256H204ZM249 255V254H248ZM112 256V255H111ZM130 255L129 258L132 257ZM148 256V254H147ZM146 256V257H147ZM150 256V255H149ZM176 256V255H175ZM105 257V258H104ZM137 257V258H136ZM151 257V256H150ZM149 257V258H150ZM179 257V256H178ZM224 257V256H223ZM112 258V257H111ZM127 259L126 261L129 262V264L133 263L134 261L131 259ZM134 258V257H133ZM132 258V259H133ZM135 258L138 260L139 259V254H136ZM134 258V260H135ZM152 258V257H151ZM172 258H175L174 256ZM215 258V257H214ZM64 259V260H65ZM144 259V258H143ZM168 259V258H167ZM181 261H185L183 258ZM213 257H211L210 260H212ZM220 259V258H218ZM242 259V258H241ZM70 260V259H69ZM90 260V259H89ZM115 260V259H114ZM136 260V263H137ZM151 264H154V262L156 261L154 258H152ZM149 260V261H151ZM205 260H207V258H205ZM210 260L207 261H203V262H209ZM244 260V259H243ZM255 260V259H254ZM58 261V260H57ZM54 262V264H57ZM60 261V259H59ZM73 261V260H72ZM83 261V260H82ZM122 261V260H121ZM124 261V260H123ZM125 261V262H126ZM148 261V259H147ZM174 261V260H173ZM264 261V260H263ZM262 261V262H263ZM61 262V261H60ZM64 262V261H62ZM59 263L58 264H63V263ZM69 262V261H68ZM96 262V263H97ZM114 262V261H112ZM124 262V263H125ZM139 262V260H138ZM177 262V260H176ZM190 262V261H189ZM221 262V261H219ZM86 263V262H85ZM92 263V262H91ZM93 263V264H96ZM116 263V260H115ZM135 263V262H134ZM173 263V262H172ZM192 263V262H190ZM224 263V262H223ZM238 263V261H237ZM258 263V262H256ZM68 264H72V263H68ZM76 264V263H75ZM87 264V263H86ZM138 264V263H137ZM143 264V261L142 263ZM147 264V263H146ZM157 264V263H156ZM164 264V263H163ZM179 264V261H178ZM203 264V263H202ZM219 264V263H218ZM221 264V263H220ZM231 264V263H230Z\"/></svg>",
    "mask_w": 264,
    "mask_h": 264
}]
</instances>
